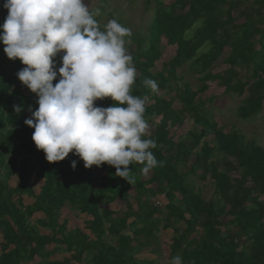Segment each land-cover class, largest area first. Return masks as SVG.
Here are the masks:
<instances>
[{"label": "trees", "instance_id": "1", "mask_svg": "<svg viewBox=\"0 0 264 264\" xmlns=\"http://www.w3.org/2000/svg\"><path fill=\"white\" fill-rule=\"evenodd\" d=\"M145 1L152 20L148 37L131 36L137 69L131 94L148 97L145 119L158 165L144 173V165L133 162L131 185L108 165L85 169L72 153L60 162L45 160L32 142L34 129L24 124L37 97L16 77L24 66L9 60L0 44V264H157L136 255L160 252L161 229L172 234L162 244L165 264L176 255L184 264H264V150L219 128L209 108L214 97L205 96L212 84L236 96L243 121L262 111L264 0ZM162 40L173 55L156 70ZM185 65L195 87L183 78ZM145 79L156 81L159 91ZM14 105L23 110L15 113ZM189 177L207 183L212 197L194 191ZM160 197L162 209L155 202ZM118 203L121 208L108 209ZM69 210L84 216L82 229L67 228ZM58 252L70 256L52 261Z\"/></svg>", "mask_w": 264, "mask_h": 264}, {"label": "clouds", "instance_id": "2", "mask_svg": "<svg viewBox=\"0 0 264 264\" xmlns=\"http://www.w3.org/2000/svg\"><path fill=\"white\" fill-rule=\"evenodd\" d=\"M3 8L0 44L9 60L24 66L16 77L37 97L38 107L29 106L24 124L34 129L32 142L45 160L60 162L72 153L85 169L108 165L130 185L133 162L144 165V173L155 168L151 149L157 144L145 119L148 97L131 94L137 78L126 47L131 30L115 18L102 30L95 19L100 10H90L85 0H5ZM144 84L159 91L154 80ZM104 99L111 106L94 103ZM13 109L19 114L23 107ZM70 166L74 170L77 160ZM169 264L184 262L176 255Z\"/></svg>", "mask_w": 264, "mask_h": 264}, {"label": "rangeland", "instance_id": "3", "mask_svg": "<svg viewBox=\"0 0 264 264\" xmlns=\"http://www.w3.org/2000/svg\"><path fill=\"white\" fill-rule=\"evenodd\" d=\"M166 3L168 0H164ZM85 3L89 5L90 10L99 9L100 15L96 16L95 19L98 21L101 29L103 30L107 22L113 18L117 19L119 23L123 26L129 28L132 32V35L136 38L140 37V34L144 37H148V30L152 20V6H148L145 0H85ZM133 37H126V47L128 51H131L134 48ZM135 38V39H136ZM160 52V62L156 63V70L160 68V63L165 62L170 59L173 55V47L167 46L162 40L159 46ZM182 74L185 81L191 83L192 87H195L196 80L195 74L188 71V65L183 66ZM210 90L205 93V96H213L214 99L209 106L211 115L215 118L218 123V127L227 130L237 131L245 139V142L255 143L258 147L264 150V107L259 115L249 120H241L237 114L236 110L239 104V98L234 95H225L223 89L217 88L215 84L210 85ZM170 96V95H165ZM191 124H188V128ZM150 131H152V126L150 125ZM183 129L176 131V136L181 135ZM15 179L11 178L10 185L14 186ZM188 182L194 191L198 192L204 199H210L212 197L211 188L207 183L201 182L196 177H189ZM31 199H24L25 204H30ZM156 204L162 209L165 201L162 197L155 199ZM121 208V204H110L108 209L116 211ZM68 218L67 228L73 229L78 228L82 229L84 216L79 214L76 211H65L63 218ZM41 218L40 215L34 217L31 220ZM61 220V219H60ZM48 233L46 229L43 231ZM172 236L171 230L161 229L158 233V238L160 241V252L155 254L148 253H138L136 257L138 259L152 260L157 264H165L163 257L165 252L163 251V245L170 241ZM92 238V236H90ZM109 243H113V239H107ZM70 256L68 253L58 252L52 256L51 260H62ZM36 262L39 259H35ZM84 264V263H82Z\"/></svg>", "mask_w": 264, "mask_h": 264}]
</instances>
